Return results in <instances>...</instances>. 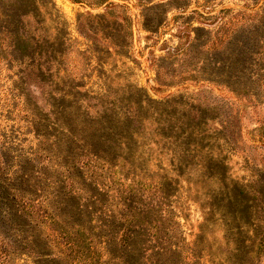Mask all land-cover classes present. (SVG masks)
I'll return each instance as SVG.
<instances>
[{
    "label": "rangeland",
    "instance_id": "1",
    "mask_svg": "<svg viewBox=\"0 0 264 264\" xmlns=\"http://www.w3.org/2000/svg\"><path fill=\"white\" fill-rule=\"evenodd\" d=\"M62 115L129 125L115 188L168 186L190 264H264V0H0V136ZM0 264H48L4 260L3 214Z\"/></svg>",
    "mask_w": 264,
    "mask_h": 264
},
{
    "label": "trees",
    "instance_id": "2",
    "mask_svg": "<svg viewBox=\"0 0 264 264\" xmlns=\"http://www.w3.org/2000/svg\"><path fill=\"white\" fill-rule=\"evenodd\" d=\"M61 117L55 128L48 118L42 130L32 123L38 144L24 152L15 150L16 137L0 136L4 260L21 255L48 264H190L193 253L182 249L168 186L158 200L143 198L135 180L115 188L119 168L142 167L134 164L129 125L107 118L100 130L79 136Z\"/></svg>",
    "mask_w": 264,
    "mask_h": 264
}]
</instances>
